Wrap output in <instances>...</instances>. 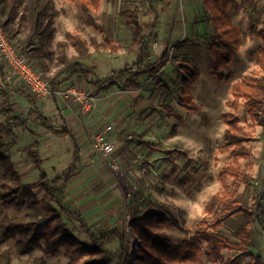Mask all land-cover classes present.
<instances>
[{
    "label": "rangeland",
    "instance_id": "obj_1",
    "mask_svg": "<svg viewBox=\"0 0 264 264\" xmlns=\"http://www.w3.org/2000/svg\"><path fill=\"white\" fill-rule=\"evenodd\" d=\"M49 1L51 9L44 18L50 22L46 28L49 36L45 38L48 51L43 58L32 60L35 68L50 82L60 67L61 44L65 43L64 51L69 57L79 56L68 37L71 33L86 41L91 57L85 63L93 67V73L89 78L77 75L56 87L63 93L53 94L50 99L56 106L54 111H45L43 106L40 109L33 103L30 91L15 96L0 92V123H13L3 134L0 152L11 159L22 181H37L42 169L55 178L64 172L72 157L68 136L46 131L29 117V111L38 108L58 128L65 120L81 145L79 171L64 193L63 202L79 209L97 235L108 226L125 227L131 235L129 206L138 192L161 206H149L139 199L135 202L141 214L172 212L182 220V229L165 225L154 228L176 244L199 227H205L201 223L203 219L212 222V211L218 206L210 207L209 203L215 195L229 190L244 205L251 206L264 189V127L251 120L245 100L234 97L232 86L244 78L264 75L256 62L264 39L254 35L264 30V0H257L247 10L241 7V0H230L228 13L241 30L243 44L232 62L217 74L204 42L216 32L203 0H173L169 10L161 14L153 42V60L165 49L169 51L170 61L160 72L163 84L146 76L140 88L107 86L108 80L96 83L98 79L114 77L125 63L134 62L136 53L129 52L134 28L122 12L140 0H101L98 9L92 11L86 10L81 0ZM19 11L24 18L15 41L23 45L32 31L34 0H25ZM90 14L113 35L116 46L106 45L104 35L89 23ZM181 60L189 61L200 71L192 90L197 111L179 104L177 64ZM66 76L61 75L59 80ZM235 123L247 137H252L244 143L250 153L240 158L238 165L232 154L234 145L227 138ZM109 126L105 135L116 147L111 157L104 156L93 145V136ZM142 141L156 149L146 147ZM230 165L238 166L245 179L235 180L223 174ZM13 175L0 163V197L9 192ZM29 212L26 202L4 205L0 201V220L6 216L12 221L23 220ZM245 222L241 215H234L226 219L221 232L238 241L236 232ZM68 223L78 234L79 225L70 220ZM1 230L0 264H68L70 261L63 251H49L44 243L25 248L19 234L4 236ZM251 234L252 244L246 253L223 249L222 257H213L203 244L191 263L172 264H221L228 259H237V264H264V235L260 227ZM137 242V238L130 241L133 259ZM106 247L114 251L118 244ZM152 261L147 256L145 264Z\"/></svg>",
    "mask_w": 264,
    "mask_h": 264
},
{
    "label": "trees",
    "instance_id": "obj_2",
    "mask_svg": "<svg viewBox=\"0 0 264 264\" xmlns=\"http://www.w3.org/2000/svg\"><path fill=\"white\" fill-rule=\"evenodd\" d=\"M81 1L84 8L89 11L98 9L101 2V0ZM24 2L25 0H0V24L8 38L14 42L21 32L20 25L24 16L20 15L19 7ZM172 2L173 0H140L133 8L122 12L127 22L134 28L133 43L129 47V52L136 53L135 60L133 63H125L117 70L114 77L98 79L96 83L101 84V81L108 80L107 86L119 84L123 88H140L142 78L148 76L156 79L157 84H163L160 72L170 61L169 51L165 49L156 60H153V42L157 38V24L161 14L169 10ZM256 2L257 0H241L240 5L247 10ZM203 4L216 32L211 38H205L204 42L213 59V71L217 74L224 66L232 62L243 44V38L241 30L233 23L228 13L230 0H203ZM34 9L32 31L26 37L25 43L19 44L22 52L31 61L43 58L48 51L45 49V38L49 36L46 34V28L50 22L44 18L51 9V3L49 0H34ZM88 20L97 31L104 35L107 46H116L114 37L107 28L97 23L91 14ZM254 35L264 39V30ZM68 37L80 55L69 57L64 51L65 43L61 44L60 67L50 79L53 88L77 75L89 78L93 73V67L85 63L91 57V53L86 48V41L71 33ZM96 50L100 51L99 48ZM256 62L264 72V47L259 49ZM177 70L181 87L179 104L190 111H197L198 104L192 90L199 80L200 71L187 60H181L177 64ZM63 74L67 76L59 80ZM232 92L234 97L245 100L251 120L264 127V75L242 79L233 84ZM29 117L46 131L59 136H68L72 144V157L61 175L51 178L47 170L42 169L37 181L23 182L11 159L0 152V163L6 166L7 172L14 174V183L10 185L9 192L0 197V201L4 205H10L11 202L16 204L26 202L30 209L27 218L23 220L12 221L7 216L2 218L0 230L2 228L4 236L19 234L25 248L44 243L49 251H63L70 259L68 264H145L147 256L153 259L152 264L191 263L198 257L203 244H206V250L210 256L222 257L223 249L246 253L252 244L253 229L260 227L264 235V189L251 206L244 205L229 190H225L224 194L215 195L209 203L210 207L218 206V209L212 211V222L203 219L201 223L205 227H199L192 235L177 244L158 234L154 228L165 225L182 229V220L172 212L168 215L156 212L141 214L135 202L139 199H143L149 206L158 208L161 206L151 198H145L143 192H138L129 206L131 235L126 233L125 227L120 229L112 226L105 227L103 232L97 235L79 209L67 206L63 202L64 193L79 171L82 150L76 135L69 129L65 120L58 128L37 108L29 111ZM12 124L0 123V148L3 134ZM246 135L237 123L233 124L227 133L228 140L234 145L232 154L237 165L240 158L250 153L244 143L251 141L252 137ZM142 144L156 149L149 142L142 141ZM223 174L231 175L235 180L245 179V173L236 165L225 167ZM238 214L244 217L246 222L240 225L236 232L239 240L233 241L221 232V227L227 218ZM68 220L79 225L78 234ZM132 238L138 239L135 259L130 250ZM113 243H117L118 248L114 251L107 249L106 246ZM248 254L251 255V253ZM221 264H237V259H228Z\"/></svg>",
    "mask_w": 264,
    "mask_h": 264
},
{
    "label": "built area",
    "instance_id": "obj_3",
    "mask_svg": "<svg viewBox=\"0 0 264 264\" xmlns=\"http://www.w3.org/2000/svg\"><path fill=\"white\" fill-rule=\"evenodd\" d=\"M67 89L66 92H70ZM31 92L36 100L47 99L53 94L61 93L55 89L35 68L33 62L22 52L20 45L10 40L0 24V92L15 96L17 93ZM93 136L94 147L111 157L115 152V143L106 138L107 132Z\"/></svg>",
    "mask_w": 264,
    "mask_h": 264
},
{
    "label": "crops",
    "instance_id": "obj_4",
    "mask_svg": "<svg viewBox=\"0 0 264 264\" xmlns=\"http://www.w3.org/2000/svg\"><path fill=\"white\" fill-rule=\"evenodd\" d=\"M154 48V47H153ZM63 93V92H62ZM58 95H59V93H58ZM55 96V95H54ZM53 96H51V97H49V98H47V99H44V100H36L34 97H33V103L34 104H36V105H39L40 106V109L42 108V106H43V108L42 109H44L45 111H54L55 110V108H56V106L55 105H53V102L52 101H50V99L52 98ZM35 107V106H34ZM58 108H60L59 107V105H58ZM38 109V108H37Z\"/></svg>",
    "mask_w": 264,
    "mask_h": 264
}]
</instances>
